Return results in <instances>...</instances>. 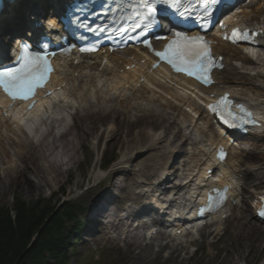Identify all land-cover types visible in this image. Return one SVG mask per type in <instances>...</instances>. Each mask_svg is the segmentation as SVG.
<instances>
[{
  "label": "bare ground",
  "instance_id": "bare-ground-1",
  "mask_svg": "<svg viewBox=\"0 0 264 264\" xmlns=\"http://www.w3.org/2000/svg\"><path fill=\"white\" fill-rule=\"evenodd\" d=\"M20 1L17 0L16 2L19 7L14 6L16 7L14 9L11 7V10L7 12V16L1 19V23L5 22L1 26H7L8 23L5 19L15 15V22L7 27L5 31L1 29L2 31L21 33L22 29L18 28L17 25L24 13L37 11L39 8L44 12L46 7L44 4L48 0L38 7L35 3L30 7L27 4L30 0ZM26 5H28V8ZM259 6L261 4H257V7ZM250 14L251 11L243 12L240 23L255 26L250 24ZM52 22L53 25H56V21ZM259 23L258 27H264V19L260 20ZM21 25L22 23L19 27ZM0 36L3 37L4 35L0 34ZM7 40L5 38V41ZM262 43L264 44V41ZM219 53L226 56L227 66L223 74L217 76L219 86L215 88V91L229 92L234 98L249 106L250 109L259 110L264 114V48L256 51L255 58L240 52L238 48H228L224 51L221 49ZM126 54L131 56L133 53H124L122 56H118L116 61L115 57L107 56L109 63L103 68L102 73L97 72L98 67L94 65L87 66L92 64L91 61H95L96 57H93L90 61L83 57L78 65H74L76 58L70 61L66 59L56 60L57 74L53 76V80L58 85L62 82L68 83V86L60 94L52 100L40 104L35 111L29 114L25 113L23 109H19L13 116L12 112H9L10 117L3 118L1 116L3 110L0 109V176L3 179L2 184L4 187L11 185L14 189L22 190L25 188L31 190L32 175L44 184L42 187H51L58 184L63 173L78 164L79 147L86 148L87 139L92 130V126L88 122L89 116L111 114L115 121L105 131L108 138L119 137L121 132H123V136L124 134L128 136L130 130L139 123L150 129V131H142L136 143L129 142L127 147L129 153L124 154L118 165L119 167L113 171L112 177L116 175L115 173L125 169L130 171V177L120 180L116 176L111 186H109L112 191L110 193L111 199L116 200L117 192L115 190L121 193L129 190L130 181L135 182V185H132L131 188L143 191L144 200L147 198L152 199L150 193H153L156 187L162 188L164 185L166 191L173 190L177 192V197L173 202L174 207L177 209L173 217L177 219L179 215H184V210H179L183 205L189 208V202L193 197L191 192L201 189L199 185L202 184L204 178L202 168L207 166L208 170L217 167L215 163L207 165L210 164L213 158L212 147L214 141L208 138L206 131H209L210 134L214 133L209 129L211 127L210 123L204 119V115H201L200 119L202 126L195 120L197 115L203 113V110L193 99L194 94H182V89H180L181 91L172 90L159 79L160 72L147 76L149 83L142 86L140 90H135L136 86L127 85L128 73L120 74V70L126 66L127 62H130L125 56ZM144 58L140 52L136 60L130 63H137L134 71L142 72L143 66L139 63ZM102 59L103 57L98 59L99 67ZM75 72L78 73L77 78L74 76ZM185 83L186 85H193L190 80L185 81ZM201 92L207 94L212 91L201 88ZM146 94H149V96H146ZM170 95L173 99L172 102L167 100ZM122 98L127 99L126 103L122 102L123 105L115 103L114 99L122 100ZM106 101L111 103L110 106ZM0 105H3L4 108L7 107V104L1 98ZM75 108L77 109L73 111ZM186 108H190L194 115L187 114L185 112ZM68 118L71 119V124H67ZM157 128L160 129L156 130ZM119 131L120 133H118ZM4 135L8 137L9 141L7 143L3 140ZM101 135L102 133L94 141H100ZM256 139H261V137L255 138V141L251 144L253 150L251 154L247 155L243 163L248 164L249 161H254L259 165L256 169H246L243 174L245 175V181L251 177L252 186L256 187L257 190H263L264 149H261L260 145L256 143ZM244 141H248V139ZM186 144L190 148L184 151ZM136 146H139L136 149L138 155L148 151L155 152V154L151 155L149 159H144L132 165L133 161L135 162L136 155L133 150ZM159 146L161 147L159 148ZM235 153L237 158L230 159L226 173L229 175L235 190H238L237 183H242V180L239 179L242 167L237 168L236 163L246 152L235 149ZM177 155L185 158L184 161L182 160L183 163L180 168L178 167L179 159L176 160ZM148 161L152 163H148ZM148 168H152V171L156 169L162 173L156 175L152 183H148V180H146L145 184L139 185L137 182L144 179V177H148V171H146ZM235 169H240V172L234 173L236 180L233 181V171ZM199 174H202L201 182L194 179ZM133 175H137V178H133ZM104 177L101 171L94 173L92 176L95 182ZM39 189L41 187L36 188L34 191L37 192ZM247 191L248 186L243 188V192ZM138 196L133 199V203L136 205L140 203ZM239 197L240 194H238V199ZM151 203L152 201H149L146 205H151ZM154 203L157 204L158 201H154ZM245 204L247 206V203ZM146 205L145 207H147ZM237 208L241 210L240 216L235 219L231 229L225 230L227 236H229L228 238L231 237L234 250L215 245L218 249L225 250L226 256L220 262L217 261L216 256L211 257L207 264H234L235 259L239 258H242L245 264H249L248 260L256 253L260 258H264V226H260L264 222H259L254 213L253 215L250 214L249 207L238 206ZM139 211L134 207L130 208L128 215L122 218H114L113 213L108 211L106 219L112 229L108 232L106 225L103 234H117L121 231V223L127 221L131 216H136ZM115 212L118 213L119 210ZM252 221L260 225L257 226ZM160 224V222H154L155 226H163ZM142 228L146 230L145 225ZM157 229L161 240L171 239L161 229L158 227ZM181 231L183 233L184 229L182 228ZM173 232L174 230H172ZM140 234V231L128 228L123 235V242L127 250L136 252L135 256L140 258V262H143V257L147 254L150 257L157 258L159 251L170 245V242L164 245H150V243L145 242L146 237ZM198 235L200 237L213 236L217 241L219 238L217 229L214 231L207 229L206 232L199 230ZM191 236H185V241L181 238L183 245L180 247L182 250H185L190 244H197V239ZM130 239H134V241L132 242ZM142 243H145L144 246ZM169 249L172 250V253L177 250L173 246H169ZM262 264H264V260Z\"/></svg>",
  "mask_w": 264,
  "mask_h": 264
},
{
  "label": "rangeland",
  "instance_id": "rangeland-1",
  "mask_svg": "<svg viewBox=\"0 0 264 264\" xmlns=\"http://www.w3.org/2000/svg\"><path fill=\"white\" fill-rule=\"evenodd\" d=\"M39 1L42 0H31L29 4L33 5V3L36 4V2ZM262 18L264 19V14L260 19ZM257 21L259 22L260 20L252 21V23H257ZM0 34L2 33L0 32ZM119 102L122 103L124 101H115L116 104L118 103L119 105H121ZM107 103L108 106H110L111 103ZM114 121L115 120L111 114L104 116L95 114L92 117L89 116L88 122H90L92 130L91 134L88 136L86 148L79 147L78 164H76V166L72 167L67 172H64L58 184L52 185L51 187H42L44 186V184H42L39 179H37V177L32 175L31 190L25 188L19 190L14 189L11 185L4 187L2 184L3 179L0 176V208L5 207L12 216L14 215V204L16 200L25 201L28 205L40 202L42 204L52 205L59 203L58 205L62 206L65 202L71 201L78 203V205H84L89 210H92L94 208L95 199L106 195L107 186H111L116 176L120 180L128 179L130 177V171H128V169L121 170L120 172L115 173L116 175H113L114 177H112V173L116 168L119 167L118 165L120 164V160L123 158L124 154L126 155L129 153L127 152L129 142L136 143L138 141V138H140V133L142 131H150V129L144 124L139 123L130 130L128 136L124 134L125 138L123 136V132L120 133L119 131L118 133H120V136L111 139L110 137H106L105 131ZM158 129L160 128H157L156 130ZM100 133H102L100 141H94V139L98 137ZM260 137L261 139L256 140V143L260 145L261 149H264V133L260 134ZM3 140L5 143L9 141L6 135L3 136ZM253 140L254 139L250 140L248 144L240 145V148L245 150L246 152L253 150V147L251 146V144L254 142ZM138 147L139 146H136L135 150H133L135 151L134 154L136 156L135 162L133 161L132 165L137 162L139 163L144 159H149L151 155L155 154V152L148 151L142 155H138L136 151ZM160 147L161 146H159V148ZM187 148L188 146L185 149L187 150ZM110 158H113V161L115 159V161L106 168L104 162ZM180 159L181 158H179L178 167L179 163L181 162ZM148 163L152 162L148 161ZM257 165H259L257 162L249 161L248 164H246V167L256 169ZM151 169L152 168H148L146 171H148V173H154L155 171H157L156 169L155 171H152L153 169ZM98 171H101L105 177L100 181L95 182L92 176ZM154 177L155 175L153 177H150L149 179L152 180L154 179ZM133 178H137V175H133ZM248 183L249 185H251V181H249ZM132 185H135V182L130 181L129 190L122 193L116 190L115 192L123 197L127 195L126 198L129 197L131 199L134 197L135 193H137L134 188H131ZM40 187L41 189H39V191H34L36 188ZM251 189L252 188H248L249 192L247 194H244L245 197L249 198L252 195L253 191ZM95 191L97 192L95 193ZM62 195H65L63 199ZM249 202L251 203V201ZM238 216H240V210L235 211L231 219H229L223 227L220 226V230H222L223 228L225 230L231 229L233 222ZM83 221L86 222L85 217H83ZM81 233L83 236L82 238H79V241L77 243H75L74 252L73 250L70 251V249L68 248L70 256L69 264H78V258L85 256H91L94 258L110 256V260H108L106 264H207V261L211 257L216 256L218 262L222 261L225 258V250L218 249L217 247H226L228 249L234 250L231 237L228 238L229 236H227V232L224 231V236L218 241L216 240L215 242H213L214 239H212L211 237H203L201 239L196 236L200 240L198 241V244L192 247H188L185 251H175L174 253H172L171 250L163 249L159 251V256L157 258L150 257L147 254L143 257V262H140V258H137L135 256L136 252H130L129 250H127V248L125 247V243L119 239L114 240L104 235L103 233L95 236V234L90 231L88 225H85L83 227ZM113 235L120 236L117 234ZM157 244L159 245L164 243L157 242ZM215 245H217V247H215ZM194 250L197 251L195 254H193ZM263 260L264 258H260L256 253L251 259L248 260V263L262 264ZM234 264H245V262L244 260H242V258H239L235 259Z\"/></svg>",
  "mask_w": 264,
  "mask_h": 264
},
{
  "label": "trees",
  "instance_id": "trees-1",
  "mask_svg": "<svg viewBox=\"0 0 264 264\" xmlns=\"http://www.w3.org/2000/svg\"><path fill=\"white\" fill-rule=\"evenodd\" d=\"M64 195H62V198ZM59 204V203H58ZM42 204L16 200L14 215L0 208V264H69V250L74 249L81 229L82 207L64 203ZM108 256L98 263L80 258L78 264H106Z\"/></svg>",
  "mask_w": 264,
  "mask_h": 264
},
{
  "label": "snow or ice",
  "instance_id": "snow-or-ice-1",
  "mask_svg": "<svg viewBox=\"0 0 264 264\" xmlns=\"http://www.w3.org/2000/svg\"><path fill=\"white\" fill-rule=\"evenodd\" d=\"M146 12L148 15H155L157 12L156 7L148 3V0H144ZM205 3V18L211 15L209 8L211 5L220 3V0H204ZM179 4V0H172L170 7L176 8ZM181 16L185 15V12H180ZM179 36V33L177 34ZM233 42L236 39H248V34L240 32H233ZM226 39L228 37H225ZM187 40L184 46H170L166 53H156L162 59H165L177 72H187L189 75H196L195 65L199 61L201 68L205 65L206 61L211 60L210 55L206 50H202L196 45L201 41L202 38L195 37L191 40ZM206 43V42H205ZM24 52L27 53L28 49L25 46ZM185 65H191L187 67ZM48 71L47 61L39 56H34L31 60L25 59V62L18 69H10L7 72H0V88H3L4 92L12 100H28L35 95V89L42 87L45 76ZM197 79H201L199 75H196ZM207 82V81H205ZM227 107V105H225ZM216 111V108H213ZM250 115V113L248 114ZM225 123H228L225 120ZM234 126V124H230Z\"/></svg>",
  "mask_w": 264,
  "mask_h": 264
}]
</instances>
